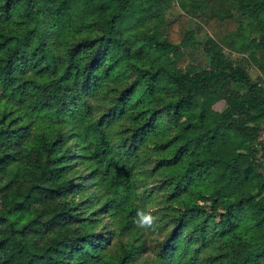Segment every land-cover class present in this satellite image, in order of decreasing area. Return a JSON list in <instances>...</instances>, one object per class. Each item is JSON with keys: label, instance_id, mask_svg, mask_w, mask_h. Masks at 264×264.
<instances>
[{"label": "trees", "instance_id": "16d2710c", "mask_svg": "<svg viewBox=\"0 0 264 264\" xmlns=\"http://www.w3.org/2000/svg\"><path fill=\"white\" fill-rule=\"evenodd\" d=\"M165 1L0 0V264H264V0Z\"/></svg>", "mask_w": 264, "mask_h": 264}, {"label": "rangeland", "instance_id": "374dc122", "mask_svg": "<svg viewBox=\"0 0 264 264\" xmlns=\"http://www.w3.org/2000/svg\"><path fill=\"white\" fill-rule=\"evenodd\" d=\"M165 4L166 6H164L163 8L164 19L172 18L176 16L179 12H182L176 3V0H166ZM208 10L209 8H207V11ZM241 18L244 19V17ZM186 24H187V30L185 34V40H187V44L184 46L183 50L187 55V64L203 66L206 63V55L202 48V42L206 37L207 31L200 23V21L196 18V15H193L190 12L187 13ZM261 24L264 26V20L261 22ZM223 50L232 58H235L236 56L239 55L238 53L229 51L227 48H223ZM242 64L247 69L251 79H255L257 76H260L259 68L254 61L246 60L243 61ZM260 82L264 84V78H261ZM223 107H224V102L222 100H219L213 104V108L217 110H221ZM260 125L261 126L264 125V118L261 119ZM256 136L257 138H263L264 137L263 130L258 131ZM218 153L227 156L231 153V148L227 145L223 146L218 150ZM136 183L138 186V190L140 191L139 194L142 197L146 196L148 192H151L150 190L152 188V183H150L148 179L140 180V178H137ZM141 183H143L144 185L142 186ZM232 188H233V184H230L224 189V192L227 193ZM13 192H14L13 187L6 183V179L4 176V169L0 168V199L2 196L10 195ZM159 194L160 193L152 194L153 195L152 200L155 201L156 204L161 200L159 198ZM155 206L157 205H154V203H151L149 201L145 202V207L150 211L154 209Z\"/></svg>", "mask_w": 264, "mask_h": 264}, {"label": "clouds", "instance_id": "9594fccd", "mask_svg": "<svg viewBox=\"0 0 264 264\" xmlns=\"http://www.w3.org/2000/svg\"><path fill=\"white\" fill-rule=\"evenodd\" d=\"M154 220H155V217L144 212L143 210L137 211V219L135 223L137 224L138 227L142 229H147L153 225Z\"/></svg>", "mask_w": 264, "mask_h": 264}]
</instances>
